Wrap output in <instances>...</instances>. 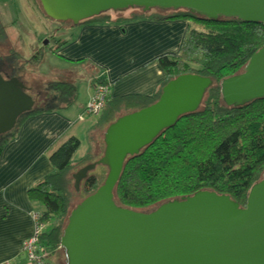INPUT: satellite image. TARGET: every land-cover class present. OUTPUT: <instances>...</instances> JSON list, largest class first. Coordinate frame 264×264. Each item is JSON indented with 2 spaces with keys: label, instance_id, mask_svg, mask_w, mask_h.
<instances>
[{
  "label": "water",
  "instance_id": "obj_1",
  "mask_svg": "<svg viewBox=\"0 0 264 264\" xmlns=\"http://www.w3.org/2000/svg\"><path fill=\"white\" fill-rule=\"evenodd\" d=\"M56 22H80L128 8L149 12L183 9L216 21L236 19L264 28V0H38ZM45 44V41H44ZM212 80L182 74L169 80L156 102L118 117L103 133L104 149L95 162L73 175L77 192L97 166L107 169L103 183L70 211L60 237L65 264H264V172L239 207L226 195L197 191L170 199L151 211L118 206L113 190L123 164L138 154L179 117L198 110ZM20 78L0 73V135L33 109ZM222 102L240 107L264 99V44L242 71L219 82Z\"/></svg>",
  "mask_w": 264,
  "mask_h": 264
},
{
  "label": "trees",
  "instance_id": "obj_2",
  "mask_svg": "<svg viewBox=\"0 0 264 264\" xmlns=\"http://www.w3.org/2000/svg\"><path fill=\"white\" fill-rule=\"evenodd\" d=\"M135 21H186L188 26L178 52L157 58L165 78L154 94L126 95L117 99L108 97L96 124L90 129L94 144L92 154L72 163L80 142L76 137H69L49 156L52 172L27 189L28 200L41 207L37 213V223L41 227L38 243L46 264H65L60 237L72 210L70 201L74 197L81 201L92 194L107 173L105 167L98 166L94 173H88L81 181L76 193L71 174L74 167L79 165L81 168L98 160L104 149L106 127L118 117L156 102L162 87L178 75L207 77L213 84L205 92L196 112L179 117L151 144L126 158L113 190L114 202L123 208L146 212L170 199L190 196L197 191H212L228 196L243 208L250 187L261 179L264 172V99L240 107H228L219 92L220 80L240 73L248 59L264 44V28L236 19L212 21L183 9L143 12L137 8L108 11L80 22L77 27ZM68 26L74 27L71 23ZM55 36H51L50 41L56 43V50L64 42ZM38 54L32 57L33 60H39ZM65 83H57L56 93L50 96L51 105L33 107L32 111L18 118L9 133L0 136V156L29 117L59 111L75 102L77 86ZM92 84L93 87L109 86L104 79H94ZM56 94L55 99L53 95ZM48 258L53 262H48Z\"/></svg>",
  "mask_w": 264,
  "mask_h": 264
},
{
  "label": "crops",
  "instance_id": "obj_3",
  "mask_svg": "<svg viewBox=\"0 0 264 264\" xmlns=\"http://www.w3.org/2000/svg\"><path fill=\"white\" fill-rule=\"evenodd\" d=\"M187 26L186 21H135L66 30L69 38L54 53L58 67L51 73L67 77V82L76 86L82 79L79 76L86 73L85 92L78 96L77 87L75 101L80 99V109L69 106L29 117L1 153L0 264H29L21 248L33 232L31 216L41 208L28 200L27 189L52 172L49 156L66 139L86 136L95 125L90 119L94 116L84 113L93 92L92 81L104 79L110 99L153 95L165 78L156 60L178 52ZM53 96L56 99L57 94Z\"/></svg>",
  "mask_w": 264,
  "mask_h": 264
},
{
  "label": "rangeland",
  "instance_id": "obj_4",
  "mask_svg": "<svg viewBox=\"0 0 264 264\" xmlns=\"http://www.w3.org/2000/svg\"><path fill=\"white\" fill-rule=\"evenodd\" d=\"M68 24L70 23H61L44 18L37 0H2L0 2V54L3 59H8L14 69L18 70V75L30 90L28 94L34 102V108L51 105L50 96L57 91V83L67 81V77H56L51 73L53 67H58L57 64H54L58 60L54 55L58 49L55 50L56 43L50 40L51 36L54 37L55 34L58 40H67L70 31L66 33V30L77 28V26L70 27ZM44 41L45 44L43 45ZM38 52L39 60L37 61V58L33 60L32 57ZM63 65L69 67L67 64ZM79 77L82 79L78 82L77 87H79L78 96L81 97L85 92L87 76L85 73ZM50 83L52 84L50 85ZM80 102L78 98L71 105V108L80 109ZM61 105H64L63 102H61ZM90 119L93 120V125L96 124L97 118L95 116L90 117ZM77 139L80 145L72 157V163L82 160L88 154H92L94 148V144L90 139V128L86 136L80 135ZM74 168L71 172L72 175L76 172V169L79 170L80 166ZM68 174L70 175V173ZM78 192L79 190L76 193ZM79 202L78 198H72L70 208L73 209ZM47 261L53 262L51 258H48Z\"/></svg>",
  "mask_w": 264,
  "mask_h": 264
},
{
  "label": "built area",
  "instance_id": "obj_5",
  "mask_svg": "<svg viewBox=\"0 0 264 264\" xmlns=\"http://www.w3.org/2000/svg\"><path fill=\"white\" fill-rule=\"evenodd\" d=\"M108 96V86H94L93 93L84 108V113L87 116H98L104 108ZM31 217L34 224L33 232L26 240H24L21 248L22 253L29 264H46L44 263L45 257L41 254L40 245L38 243V236L41 233V227L37 223L38 214H32Z\"/></svg>",
  "mask_w": 264,
  "mask_h": 264
},
{
  "label": "flooded vegetation",
  "instance_id": "obj_6",
  "mask_svg": "<svg viewBox=\"0 0 264 264\" xmlns=\"http://www.w3.org/2000/svg\"><path fill=\"white\" fill-rule=\"evenodd\" d=\"M17 72L18 70L12 67V64L9 63L8 59H3L2 55L0 54V73L2 74V78L6 79V76H9L22 79ZM29 92L30 90L28 93Z\"/></svg>",
  "mask_w": 264,
  "mask_h": 264
},
{
  "label": "bare ground",
  "instance_id": "obj_7",
  "mask_svg": "<svg viewBox=\"0 0 264 264\" xmlns=\"http://www.w3.org/2000/svg\"><path fill=\"white\" fill-rule=\"evenodd\" d=\"M0 136H1V135H0ZM94 162H95V161H94ZM89 164H91V163H89ZM86 165H88V164H86ZM83 167H84V166H83ZM97 167H98V166H97ZM97 167H96V168H97ZM96 168H95V169H96ZM95 169H94V170H95ZM92 171H93V170H92ZM92 171H91V172H92Z\"/></svg>",
  "mask_w": 264,
  "mask_h": 264
},
{
  "label": "clouds",
  "instance_id": "obj_8",
  "mask_svg": "<svg viewBox=\"0 0 264 264\" xmlns=\"http://www.w3.org/2000/svg\"><path fill=\"white\" fill-rule=\"evenodd\" d=\"M44 43V42H43ZM22 80V79H21ZM93 90V89H92ZM28 93V92H27ZM93 93V92H92ZM109 97V96H108ZM37 214V213H36Z\"/></svg>",
  "mask_w": 264,
  "mask_h": 264
}]
</instances>
